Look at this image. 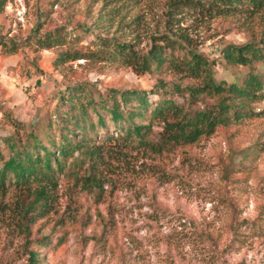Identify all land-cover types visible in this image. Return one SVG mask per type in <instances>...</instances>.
Returning <instances> with one entry per match:
<instances>
[{
  "label": "rangeland",
  "instance_id": "obj_1",
  "mask_svg": "<svg viewBox=\"0 0 264 264\" xmlns=\"http://www.w3.org/2000/svg\"><path fill=\"white\" fill-rule=\"evenodd\" d=\"M55 30L64 34L61 43L36 41ZM263 39L264 4L0 0V138L50 146L66 108L61 95L72 88L96 101L110 88H142L152 104L170 98L191 114L221 99L242 101L244 112L191 142L158 151L122 147L94 163L99 185L83 180L88 160L78 163L76 150L45 184L41 200L32 201L37 181H5L0 264H27L29 249L36 251L34 264H264V96L191 95L182 86L198 78L169 62L150 70L137 63L151 44L166 56L193 50L210 62L216 81L241 84L248 73H262L263 64L227 63L220 49ZM62 50L78 57H59ZM108 124L88 130L89 140L103 148L121 143L123 131ZM161 129L151 119L146 138L159 142Z\"/></svg>",
  "mask_w": 264,
  "mask_h": 264
},
{
  "label": "trees",
  "instance_id": "obj_2",
  "mask_svg": "<svg viewBox=\"0 0 264 264\" xmlns=\"http://www.w3.org/2000/svg\"><path fill=\"white\" fill-rule=\"evenodd\" d=\"M214 3L216 7L224 9L236 8L240 4L260 7L264 4V0H214ZM63 40L64 34L56 30L36 38L42 47L59 44ZM123 46H125L123 43H114L116 50H123ZM220 51L227 63L245 64L254 59L259 60L264 66V39L262 44H259L258 40L226 43ZM59 57L76 58L78 54L75 50H62ZM54 61L56 62L57 58ZM164 62H169L168 67L176 68L184 75L198 78L197 83H185L182 86L191 95L199 92L218 94L227 91L231 94L244 95L247 99L264 96L262 77L264 70L260 74L248 73L241 84L234 81L228 83L224 80L216 81L211 75L210 62L193 50L179 57L166 56L159 44H151L137 61L141 70H150L151 66L159 67ZM74 91L72 88L64 96L61 95L66 108L59 113L58 140H49L50 146L37 140L16 145L12 140L0 138V186L5 181L15 183L37 181L39 185L34 189L35 195L32 201L41 200L45 193V184L53 181L52 175L63 168L64 159L74 150L80 156L78 163L84 158L88 160L83 180L99 185L101 178L93 171L96 167L94 163L118 154V151L120 154L122 147L158 151L169 142H191L201 134L212 131L215 125L225 123L230 117L240 118L244 113L239 108L243 104L242 101L232 102L221 99L216 102V108L201 109L191 114L182 111L181 107L170 98L163 97L152 104L142 88H110L98 101L81 93L76 94ZM89 110L94 115L93 119L89 116ZM146 117L147 123L140 121ZM153 118H158L162 123L160 140L156 143H152L145 136ZM108 122L112 127H118L119 133L122 130L124 138L121 143L119 142L120 145L114 142V145L103 148L99 143L91 142L87 134L95 125L107 127ZM53 149L56 150V154ZM36 260V251L27 250V264H34Z\"/></svg>",
  "mask_w": 264,
  "mask_h": 264
}]
</instances>
